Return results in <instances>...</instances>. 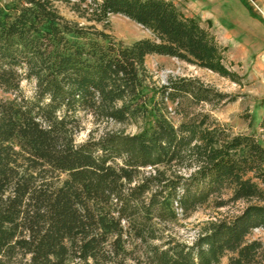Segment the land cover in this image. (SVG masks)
Instances as JSON below:
<instances>
[{
    "label": "trees",
    "instance_id": "trees-1",
    "mask_svg": "<svg viewBox=\"0 0 264 264\" xmlns=\"http://www.w3.org/2000/svg\"><path fill=\"white\" fill-rule=\"evenodd\" d=\"M13 2L0 6V92L14 96L0 94V264H263L264 244L249 237L264 228V140L194 112L227 97L197 78L145 91L152 55L232 78L202 21L171 0ZM112 15L153 38L116 41ZM24 80L36 81L31 98ZM80 113L153 126L77 144ZM211 202L247 205L192 245L166 236Z\"/></svg>",
    "mask_w": 264,
    "mask_h": 264
},
{
    "label": "rangeland",
    "instance_id": "rangeland-1",
    "mask_svg": "<svg viewBox=\"0 0 264 264\" xmlns=\"http://www.w3.org/2000/svg\"><path fill=\"white\" fill-rule=\"evenodd\" d=\"M171 1L187 16L200 19L202 25L215 36L224 49L223 63L231 72L232 78L222 77L177 58L152 55L146 59L150 75L145 82L146 93L152 94L156 88L166 85L171 78H197L227 97L220 103L195 107L194 112L210 113L233 134H249L264 140V0H246L247 6L240 0ZM12 5L13 0H0L3 8ZM57 7L67 19L87 25L65 3L58 2ZM97 27L103 29L101 25ZM106 31L124 45H130L139 39L153 38L149 30L121 15L110 17ZM35 86V80H24L21 85L22 93L28 98L33 97ZM0 94L5 99L14 97L3 92ZM168 116L175 124L181 119L171 109ZM79 120L80 128L75 136L77 144H82L91 137L99 138L107 132L138 134L153 126L151 117H140L125 123L96 122L91 115L80 113ZM246 205L245 202H238L219 208L215 202H211L191 217L180 218L169 224L166 236L192 245L211 223L239 215ZM249 238L264 244V228L253 231ZM222 264H228V260L223 259Z\"/></svg>",
    "mask_w": 264,
    "mask_h": 264
}]
</instances>
